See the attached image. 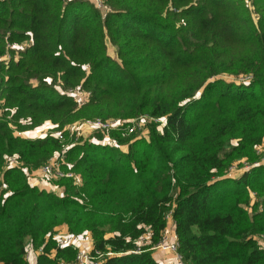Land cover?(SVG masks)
<instances>
[{"label":"trees","instance_id":"trees-1","mask_svg":"<svg viewBox=\"0 0 264 264\" xmlns=\"http://www.w3.org/2000/svg\"><path fill=\"white\" fill-rule=\"evenodd\" d=\"M101 1L104 17L90 0H0V264H30L27 242L41 247L36 264L72 260L76 250L52 236L61 224L90 235L99 264H160L152 248L168 215L187 264H264L256 238L264 239V163L227 174L235 158L257 160L264 135V0H249L256 22L246 0ZM24 40L4 63L7 45ZM223 72L252 76L216 77ZM77 87L89 92L81 107L68 92ZM212 98L234 107L195 127L192 109L212 107ZM80 108L165 123L149 122L147 135L122 124L112 143L71 144L64 154L80 183L61 177V194L31 184L30 172L65 143L14 130L46 119L60 129ZM12 154L19 164L4 166Z\"/></svg>","mask_w":264,"mask_h":264},{"label":"rangeland","instance_id":"rangeland-1","mask_svg":"<svg viewBox=\"0 0 264 264\" xmlns=\"http://www.w3.org/2000/svg\"><path fill=\"white\" fill-rule=\"evenodd\" d=\"M93 1L95 6L98 7L99 9V14L101 15V17H104L106 14V11L109 9V6H107L106 4H104L102 1L97 4L95 0H90ZM247 4L249 5L250 11L252 12L253 15V19L256 22L257 18L259 16V12L255 9V6L250 4L249 0H246ZM31 41L28 40H24L23 42L20 43H12L7 45V50L5 52V54L1 57L3 58L4 63H7V61L10 58H14L17 59L20 56V49L24 48L26 45H28V43H30ZM106 46H107V51L115 58H118L116 55V45L114 43L111 42L110 38L108 35H106ZM10 46L13 48V53L11 54V52L9 51ZM242 50L235 52L237 55L240 56ZM250 54V50L249 53ZM252 73L248 72V73H244V72H239L238 74L236 73H229V72H223V73H219L218 75H216V77H220L223 78L225 80H229V81H234V82H248L251 79ZM213 78V77H212ZM211 79V78H210ZM179 83H173L167 90V95L169 96H174L176 95V93L178 92V85ZM57 86H60L59 84H56ZM201 90L202 87L199 88L194 96L195 97H199V95L201 94ZM69 93L74 94L75 99L78 102V107H81V105L87 101L88 99V94L89 92L85 89H82L79 87L74 88V89H69L68 90ZM186 100H183L182 102H184ZM211 101L213 102V106L210 108H203V109H199L198 106L194 107V109H192L190 115H192V119H193V123L195 124V127H201L205 124L208 123V121H212L214 114H217L218 111H221L223 109H226V111H228L229 109L234 107L233 103H223L222 105L218 104L216 102V100H214L212 98ZM181 101H179L178 103H182ZM110 106H114V103L110 101L109 103ZM104 106V105H101ZM220 110H216V108L220 107ZM97 111L99 112V108H93L92 111ZM87 111H91V109L89 108H80L78 110L77 116L74 120L65 122L62 126V128L60 129H56V125H58V122H53L51 119H46L44 120L41 124L33 126V127H29L26 128L24 130H14V133H16L17 135H20L23 138H27V139H35L38 137H42L44 135H46L47 133L53 134L54 136H56V134L61 131L62 133V137L61 140L62 142H64L65 144H69L72 143L74 144L77 140L79 141H83V140H92V141H98L100 143H112L114 142V140L112 139V137L110 136V131L113 129H119L121 126L119 125L118 127H111L108 129H100V128H91L85 125H82V123L87 120V119H91L94 117H101L102 114L96 113L93 115H90L87 113ZM142 118H141V126L139 127V129H136V131L134 133H136L137 135H147L149 128H148V124H150L149 122L155 121L157 123V129H161V127L163 126V122L160 120L158 121L157 119H153L150 118L148 116H146L145 114H141ZM140 116V115H139ZM112 116H108L106 118H111ZM138 117V116H137ZM164 117V116H162ZM120 118V117H118ZM121 119V118H120ZM163 119V118H162ZM165 119V117H164ZM123 120V119H122ZM24 121V120H22ZM35 129H37L35 132H31L34 131ZM124 129V128H123ZM133 133V132H132ZM126 134H130V133H126ZM232 143H236L237 140L235 138L231 139ZM63 144V146L65 145ZM62 146V148H63ZM121 147L124 149L126 147L125 144H122ZM255 149V155L257 156V160H249L246 156H241L238 158H235L231 164L228 167V171L227 174L231 175V176H239L241 175V173H243V171H245L246 169L250 168L253 164H258V163H264V135L261 138V141L256 144L254 146ZM62 149L61 150H56L54 151L52 155L49 156H58L59 154H62ZM17 155H6L4 156V166L10 165V163H13L14 165H18L19 164V160L16 157ZM12 158H15L17 160V162L15 163ZM48 158V159H49ZM47 159V160H48ZM57 159H61V169L62 171H72L75 174H78L73 168H72V163L68 160V158L65 157V154L63 152L62 157H57ZM45 163V162H44ZM62 165H65L62 166ZM40 166L34 168L30 174H29V182L31 184L34 185H38L40 187H43L45 189H49L54 191L55 193L61 194L63 193L64 190V186L59 184V181L61 179V177H65V176H60V177H53L52 175L46 174L44 172H42L39 169ZM31 179H33V182L31 181ZM72 181L73 178L71 177ZM171 224V217H167V225ZM59 231V230H55L54 232ZM65 232H68V230H66ZM86 234H88L86 232ZM89 235V234H88ZM90 236V235H89ZM147 237V234L145 235ZM258 242L260 243L261 246H264V239L261 235H257L256 236ZM90 240L91 237H90ZM57 241V240H56ZM29 247H32L34 252L31 250L28 255H27V260L29 261V263L31 264H36V258L38 256V254L41 252V247L38 248H34L30 242H27V249H29ZM27 250V251H28ZM34 253L37 254V256H34ZM27 254V253H26ZM61 262V261H59ZM58 262V263H59Z\"/></svg>","mask_w":264,"mask_h":264},{"label":"built area","instance_id":"built-area-1","mask_svg":"<svg viewBox=\"0 0 264 264\" xmlns=\"http://www.w3.org/2000/svg\"><path fill=\"white\" fill-rule=\"evenodd\" d=\"M97 4L101 2V0H95ZM141 118L142 115L138 117H133L130 119L122 120L118 117H111V118H101V117H94L91 119L85 120L82 125L91 127V128H100V129H108L111 127H118L122 124H125L123 127L126 131V133H132L135 132L136 129H139L141 126ZM150 118L157 119L158 121H162L165 123L164 117H152ZM163 118V119H162ZM56 137L61 140L62 133L59 131L56 134ZM72 143L65 144L62 148V154H59L57 157H62L63 152L71 145ZM56 156L50 157L48 160L45 161V163H42L39 167V169L49 175H52L53 177H72L73 182L75 184L80 183V176L79 174H75L72 171H62L60 165H61V159H57ZM12 160L16 163L17 160L15 158H12ZM10 165H14L13 163H10ZM254 165V164H253ZM167 217H170L168 215ZM53 238L57 240V242L60 245H70L75 250V256L70 261H61L58 264H99L100 257L102 253L98 250L95 252H92V248L86 247L84 244L90 241V236L86 233H71V232H62V231H56L53 233ZM177 235L174 228V222H171V226L166 225L164 232L162 234V237L160 241L154 245L153 247H160L162 249H167L175 254V261L176 264H187L184 262L182 255L177 251ZM30 250L26 248L25 256L27 257L28 253L33 250L32 247H29ZM28 250V251H27ZM109 253V252H107Z\"/></svg>","mask_w":264,"mask_h":264},{"label":"crops","instance_id":"crops-1","mask_svg":"<svg viewBox=\"0 0 264 264\" xmlns=\"http://www.w3.org/2000/svg\"><path fill=\"white\" fill-rule=\"evenodd\" d=\"M36 130L37 129H35L34 131H31V132H35ZM31 181L33 182V179H31ZM171 222H173L172 218H171ZM169 226H171V224H169ZM56 230L64 232L67 230V226L65 224H61V225L57 226ZM84 245L91 249L92 248V240L88 241ZM32 251L34 252V250H32ZM152 255L160 264H176L175 254H174V252H172L170 250L162 249L160 247H153L152 248ZM34 256H37V254L34 253ZM34 264H35V262H34Z\"/></svg>","mask_w":264,"mask_h":264}]
</instances>
